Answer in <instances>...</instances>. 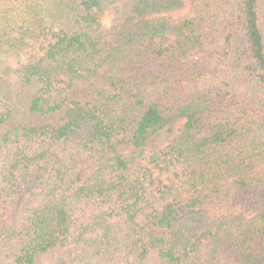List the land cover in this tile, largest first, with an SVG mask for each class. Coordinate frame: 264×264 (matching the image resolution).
<instances>
[{"label": "trees", "instance_id": "obj_1", "mask_svg": "<svg viewBox=\"0 0 264 264\" xmlns=\"http://www.w3.org/2000/svg\"><path fill=\"white\" fill-rule=\"evenodd\" d=\"M17 207L0 264H264V0H0Z\"/></svg>", "mask_w": 264, "mask_h": 264}, {"label": "rangeland", "instance_id": "obj_2", "mask_svg": "<svg viewBox=\"0 0 264 264\" xmlns=\"http://www.w3.org/2000/svg\"><path fill=\"white\" fill-rule=\"evenodd\" d=\"M109 22V18L105 17V23ZM149 152V147L145 149V152L143 155H146ZM139 161V158L136 160L135 164ZM134 164V165H135ZM24 214L21 212L20 208H14L11 209L1 220L0 225H6L8 227L15 228L16 230H19L23 221ZM138 221H140V218L138 217Z\"/></svg>", "mask_w": 264, "mask_h": 264}]
</instances>
